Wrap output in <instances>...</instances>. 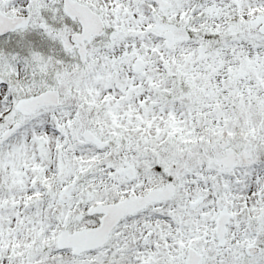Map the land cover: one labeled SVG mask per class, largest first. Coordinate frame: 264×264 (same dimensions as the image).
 <instances>
[{"label": "snow or ice", "instance_id": "snow-or-ice-1", "mask_svg": "<svg viewBox=\"0 0 264 264\" xmlns=\"http://www.w3.org/2000/svg\"><path fill=\"white\" fill-rule=\"evenodd\" d=\"M0 264H264V0H0Z\"/></svg>", "mask_w": 264, "mask_h": 264}]
</instances>
